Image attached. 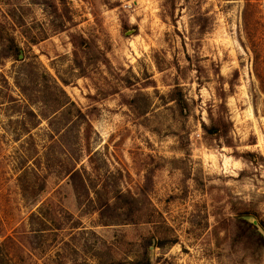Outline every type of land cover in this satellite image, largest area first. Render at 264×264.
<instances>
[{"label":"rangeland","instance_id":"obj_1","mask_svg":"<svg viewBox=\"0 0 264 264\" xmlns=\"http://www.w3.org/2000/svg\"><path fill=\"white\" fill-rule=\"evenodd\" d=\"M244 207L264 221V0H0V264H264Z\"/></svg>","mask_w":264,"mask_h":264},{"label":"trees","instance_id":"obj_2","mask_svg":"<svg viewBox=\"0 0 264 264\" xmlns=\"http://www.w3.org/2000/svg\"><path fill=\"white\" fill-rule=\"evenodd\" d=\"M49 7L53 10V13H58V7L54 3H49ZM65 28L63 27L61 31H64ZM84 43H86V40L82 38V48L86 47L84 46ZM6 56L9 58H13L15 61L21 62L22 59L20 56L24 55V50L19 46L18 43L13 38L8 39V44L6 47ZM173 101L176 103V107L181 112V115L186 118L190 115L189 112V106L188 102L185 99L184 95L182 94V89L180 87H176L174 91L172 92ZM31 115H34L33 112H30ZM205 131L208 135H216L219 132L218 126L215 123H212L209 127L205 126ZM126 198L124 194H119L116 196V200L113 205H116L122 200ZM123 204V203H122ZM113 205H110L109 203H106L104 207L99 208V215L101 219H104V217H107L108 215H112L111 217H118L121 216V212L119 208L113 207ZM124 208H121V210ZM108 211H112L113 214H107ZM241 211V212H240ZM237 214V225H236V235H235V244L240 243L242 241L247 240L248 242L255 243V246L257 248H264V235L259 231L262 230L264 232V221H259L258 226H255L252 222L249 221L250 218H259L257 211L254 208H248L244 207L242 210H240ZM150 241V238L146 239ZM157 247L164 248L165 243L164 241L157 242ZM149 248L147 246L146 249V258H144V264H150L149 260Z\"/></svg>","mask_w":264,"mask_h":264},{"label":"water","instance_id":"obj_3","mask_svg":"<svg viewBox=\"0 0 264 264\" xmlns=\"http://www.w3.org/2000/svg\"><path fill=\"white\" fill-rule=\"evenodd\" d=\"M20 58L22 59L23 56L21 55ZM253 224H254L255 226H258V223H257V222H253Z\"/></svg>","mask_w":264,"mask_h":264}]
</instances>
